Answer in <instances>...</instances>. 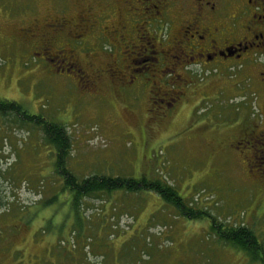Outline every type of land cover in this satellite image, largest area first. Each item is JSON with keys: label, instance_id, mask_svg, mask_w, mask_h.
Instances as JSON below:
<instances>
[{"label": "rangeland", "instance_id": "374dc122", "mask_svg": "<svg viewBox=\"0 0 264 264\" xmlns=\"http://www.w3.org/2000/svg\"><path fill=\"white\" fill-rule=\"evenodd\" d=\"M17 23L0 24V42ZM3 43L0 99L64 125L75 175L164 179L211 217L181 215L151 191L104 192L71 205L45 131L11 113L0 115V253L44 264H264V250L244 251L212 229V217L225 226L246 224L264 245V176L255 177L248 142L264 130V62L193 75L182 111L161 123L147 115H157L153 93L139 95L119 75L93 85L90 74L91 83L75 85Z\"/></svg>", "mask_w": 264, "mask_h": 264}, {"label": "flooded vegetation", "instance_id": "af4514ba", "mask_svg": "<svg viewBox=\"0 0 264 264\" xmlns=\"http://www.w3.org/2000/svg\"><path fill=\"white\" fill-rule=\"evenodd\" d=\"M12 20L19 22L17 32L0 45L10 42L18 56L41 60L45 73L75 85L90 74L93 85L119 75L139 95L153 93L157 115L147 114L150 121L179 115L193 75L224 72L245 60L264 62V0H0V24ZM90 45L103 49L87 52ZM250 138L252 163L258 162L254 176L262 178L264 130ZM13 256L1 252L0 264L45 263Z\"/></svg>", "mask_w": 264, "mask_h": 264}, {"label": "trees", "instance_id": "16d2710c", "mask_svg": "<svg viewBox=\"0 0 264 264\" xmlns=\"http://www.w3.org/2000/svg\"><path fill=\"white\" fill-rule=\"evenodd\" d=\"M15 114L23 124H31L42 127L47 139L55 148V172L62 180V192L70 204L78 205L80 199L85 196L97 195L99 193H110L123 190L126 192L151 191L160 195L167 203L179 209L181 215L189 218H202L210 216L206 211L196 210L188 205L180 196L177 189L164 179H154L147 176L120 177L107 175H90L80 178L72 172L67 165L70 153V137L67 135L64 125L50 122L41 115L30 114L23 105L16 101L0 99V115ZM75 211L78 213V209ZM211 217V216H210ZM212 229L226 242L239 246L244 251L251 253H263L264 245L250 227L246 224L237 226H225L212 217Z\"/></svg>", "mask_w": 264, "mask_h": 264}]
</instances>
